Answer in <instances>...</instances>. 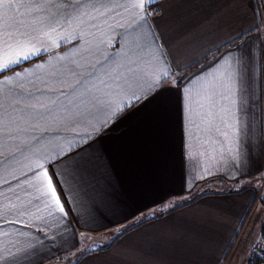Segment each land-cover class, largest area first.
Wrapping results in <instances>:
<instances>
[{
  "label": "snow or ice",
  "instance_id": "6c2138e0",
  "mask_svg": "<svg viewBox=\"0 0 264 264\" xmlns=\"http://www.w3.org/2000/svg\"><path fill=\"white\" fill-rule=\"evenodd\" d=\"M155 3L156 0H0V77H6L0 79V187H6L8 192L21 189L30 196L27 203L19 205L11 199L0 202V221L4 222L0 227L10 224L35 235L46 223V217L38 215L41 211L46 209L47 217L59 214L57 223L74 215L69 192L95 162L91 153L99 137L119 118L125 105L166 101L178 95L185 161L189 158L190 132L185 130L184 121L194 124V116L211 126L218 118L231 130L234 168L250 164L252 153L264 147V124L257 135L253 122L248 120L241 126L230 106L245 85L250 53L246 54L240 45L191 76L184 75V70L168 59V45L157 21L152 19L160 12L153 7ZM129 9L131 21L122 15ZM254 15H259L258 8ZM259 28L260 24H254L249 34ZM69 30L71 40L62 35ZM54 37L71 42L73 48L36 64L26 73L16 71L37 59L43 60L50 47L59 48ZM109 47L120 51L109 52ZM9 72L15 75L9 77ZM170 80L176 83L166 88ZM98 114H103V119ZM81 128L88 130L82 132ZM85 140L95 143L81 148ZM61 141L68 144L67 150ZM15 200L19 201L20 196ZM25 214L32 217L28 223L24 222ZM29 243L31 247L16 251L0 248V264H32L30 257L38 248L35 241Z\"/></svg>",
  "mask_w": 264,
  "mask_h": 264
},
{
  "label": "crops",
  "instance_id": "0c3cea01",
  "mask_svg": "<svg viewBox=\"0 0 264 264\" xmlns=\"http://www.w3.org/2000/svg\"><path fill=\"white\" fill-rule=\"evenodd\" d=\"M157 2H160V12L153 14L152 19L157 21L168 45V59L174 60L180 69L200 65L196 72L240 45L246 54L250 53L245 85L235 94L230 106L240 118L241 126L251 120L259 135L258 129L264 124V7L261 0ZM256 8L258 16L254 15ZM130 12L129 9L122 13L127 21L132 20ZM254 24H260V28L249 34ZM62 35L71 40V30ZM54 39L60 43L59 48L50 47L43 60L37 59L27 68L20 66L16 71L26 73L36 64L73 48L71 42L65 43L59 37ZM228 44L230 46L214 56ZM108 51L119 52L120 49L109 47ZM160 71L163 72V66ZM14 75L15 72L8 73L9 77ZM175 83L170 80L165 87ZM98 118L103 119V114H98ZM193 119L194 124H188L187 119L184 121L185 130L190 132L189 158L185 161L178 95H171L166 101L145 100L125 105L119 118L99 137L91 153L95 162L82 180L77 178L74 190L69 192L74 215L57 223L59 214L47 217V210L41 211L38 215L46 217V223L35 235L28 234L27 229L4 224L0 227V248L16 251L31 247L29 242L35 241L38 252L30 257L32 264H48L65 252L78 249L82 234L101 235L122 228L145 213L163 211L166 203L200 189L219 191L227 184L264 175V147L252 153L250 164L242 169L234 168L235 145L231 130L218 118L213 124L220 131L200 116ZM90 143L95 141L85 140L80 147ZM63 147L67 150L68 144L63 143ZM65 190L68 191V185ZM17 195L19 201L15 200ZM254 195L253 189L231 195H206L126 232L111 249L88 255L78 264H221ZM10 199L19 205L27 203L30 196L21 189L8 192L6 187H0V202L7 203ZM31 219L25 214V223ZM22 232L25 235L22 236ZM39 236L46 238L39 240ZM258 241L245 246L243 264H248L249 252ZM232 258L226 264H232ZM235 264L240 262L236 260Z\"/></svg>",
  "mask_w": 264,
  "mask_h": 264
},
{
  "label": "trees",
  "instance_id": "16d2710c",
  "mask_svg": "<svg viewBox=\"0 0 264 264\" xmlns=\"http://www.w3.org/2000/svg\"><path fill=\"white\" fill-rule=\"evenodd\" d=\"M160 2H157L153 5V7L158 8V5ZM262 6L264 7V3H262ZM230 46V44L223 46L220 48L216 53H214V56L216 57L219 55L225 48ZM200 65H196V67H189L184 70V75L188 76L192 72L198 69ZM180 75V74H178ZM246 189H253L255 191L254 198L249 205L244 218L235 233L226 253L225 257L227 258L229 256V253L231 251V248L233 247L236 239L239 236V232L241 229H243L244 223L246 222V219L249 217V215L252 213L254 207L256 204L261 205L264 207V175H260L254 178L233 182L230 184H227L223 190L215 191V190H209L205 191L204 189H200L199 191H195L192 194H189L187 196H182L178 199H174L164 206V209L162 211L159 210L158 213H145L142 216L138 217L137 220L129 223L128 225H125L122 228L114 229L111 231H108L107 233H103L101 235H87L82 234L80 237V247L73 251L65 252L63 255L58 256L57 258L47 262L48 264H78L81 262L86 256L91 255L96 252H102L107 251L111 249L114 244L123 236L126 234V232L133 230L140 226L141 224H145L146 222H149L151 220H154L156 218L161 217L162 215H165L167 213H171L179 208L188 206L200 198L206 196V195H231V194H238L243 192ZM172 205H177L178 207L173 208ZM127 231L125 232V230ZM119 234V235H117ZM256 245H259L258 251L254 257L250 256L248 260V264H263L262 259L264 257V222L263 226L260 231L259 241ZM87 250V251H85ZM83 253V255L81 254ZM224 257V259H225ZM223 259V260H224Z\"/></svg>",
  "mask_w": 264,
  "mask_h": 264
},
{
  "label": "rangeland",
  "instance_id": "374dc122",
  "mask_svg": "<svg viewBox=\"0 0 264 264\" xmlns=\"http://www.w3.org/2000/svg\"><path fill=\"white\" fill-rule=\"evenodd\" d=\"M263 222H264L263 207L261 205L256 204L252 213L246 219L243 229L240 230L239 236L236 239L233 247L231 248L229 256L225 258L221 264H226L228 261H230L229 259L232 256H233L232 264H235L236 260L237 262H240V264H243V259L245 258V248H246L245 246H247V243H250L252 241L257 242V240L259 239L258 237L261 228L263 226ZM252 251L249 252V257L251 256ZM262 262L264 264V257L262 259Z\"/></svg>",
  "mask_w": 264,
  "mask_h": 264
},
{
  "label": "built area",
  "instance_id": "2783aa9c",
  "mask_svg": "<svg viewBox=\"0 0 264 264\" xmlns=\"http://www.w3.org/2000/svg\"><path fill=\"white\" fill-rule=\"evenodd\" d=\"M257 251H258V248L255 246L252 253H251V256L254 257L256 255ZM253 253H255V254H253Z\"/></svg>",
  "mask_w": 264,
  "mask_h": 264
}]
</instances>
